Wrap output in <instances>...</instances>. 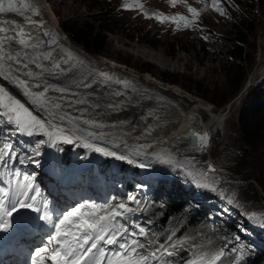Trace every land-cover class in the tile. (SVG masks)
Returning <instances> with one entry per match:
<instances>
[{
    "label": "rangeland",
    "instance_id": "374dc122",
    "mask_svg": "<svg viewBox=\"0 0 264 264\" xmlns=\"http://www.w3.org/2000/svg\"><path fill=\"white\" fill-rule=\"evenodd\" d=\"M21 1L29 7L25 10V14L29 11L24 16L26 18H22L20 22H14L16 20L15 12L5 11L7 12L6 14L5 12H0V14H5L8 17V21L14 22L11 25L0 23V28L6 27L9 29L7 32L0 31V36L11 37L13 35L19 41L21 38L17 37L16 32H12V28L22 29V24L26 22V24H29L28 21L31 18L32 22L33 20L34 22L39 20L42 25L45 22L46 26L54 29L50 36L55 43H49L51 48L48 53H51L59 61L63 55L68 56L70 52L72 60L69 61V64H66L67 66L63 65L62 68H71L72 74L79 75L81 71L79 69V71H76L74 70L75 68H72V64L79 63V65L84 67L81 79L88 83H92L95 80L97 84L93 83V86L88 89L78 88L72 82L75 78L68 76L69 73L57 76L51 75L49 72H45L43 77L34 78V82L27 81L28 87H31L33 93L43 92V88L50 83L51 85L59 84V86L70 87L76 95L68 98L73 101L84 99L87 104L77 105L73 103L71 107H68L65 103L62 109L56 110V113L66 117V119L65 121L55 119L54 124L57 127L54 130L46 129L45 131H40L37 129V134L28 136L27 139L23 135L19 136V139L13 143V147L20 154V159L27 162V165H25V162L22 164L15 160H9L6 164L1 165L6 167L7 170L14 167L16 174L20 173L23 177L30 176L32 182L34 181L37 186H41L43 192L47 190L55 195L62 193L59 202L62 204L68 203L67 207H75L74 204L80 197H89L99 201V203L95 205V209L89 207L87 212L96 211L98 215H105L104 210H110L121 203L128 204L135 211L127 214H130L127 223L133 226V231H136L134 225L137 224L146 228L147 237H142L144 243L149 240L156 242L145 249L146 252L154 248L156 244H167L169 239L174 244L186 241L182 244V247L176 249L177 255L172 257L176 258V264L177 262L187 264L189 260L204 253H217L220 249L225 248L226 245L227 256L223 263L218 261L217 264H233L234 262L238 264V262H244L248 255L252 258L261 249L257 241L254 242V240L244 238L240 243V240H236L235 237L239 235L238 228L240 230L243 228L250 230L252 226L254 231H250L260 238L261 243H264V227H261L255 220L248 219V214L250 213H256L258 217H264V184L260 182L264 181V166L262 162L253 158L245 150L238 127V110L241 98L255 84H260L264 81V74L258 77L256 83L246 87L247 89L243 96L234 105L233 110L229 114L227 113L228 117L222 123L215 124L212 122V118H209L206 112L207 117L205 116V118L212 131L210 130L208 147L201 153H196L194 148L192 150L188 146L189 144L187 146L185 144V148L170 146L163 153H159L165 157L170 153L174 157V163L183 165V169L179 171L157 163L154 156L145 155V153H158L155 149H157V145L160 148V140L162 138L155 131H152V135H147L150 133L148 130L150 124L148 122L151 121V118L140 117L144 113H139L140 109L133 103L141 104L142 108L144 99L139 94V91L143 87L137 81L142 79L149 83L151 90L156 86L161 90L159 92L154 91V100L156 105L165 110V113H167L168 107L164 108V100L175 108L168 112L170 120L178 118L183 112L188 113V110L195 105L223 109L227 102L235 100L238 92L248 82L249 76L256 68L264 65V0H231V5L222 0L221 6L227 12V16H221L213 10L211 7L212 0H201L202 2L188 0L194 6L204 4L203 8H196L198 12H201H199L197 17H194L196 22L194 21L195 26L192 27H184L183 21L169 22L165 20L160 22L155 18V16L167 17L164 10L170 16L177 14L176 11L182 15L180 11H186V8L182 6V0L176 2L177 6L171 0H96L98 7L90 6L89 3L92 0H17L15 2L9 1V3L2 1L0 3L7 8L9 5L13 6ZM126 3L133 5L139 3L143 5V8L132 7L125 9L122 6ZM205 4L209 5L207 9H205ZM39 5L43 7L44 13L46 12L45 15L48 20L43 21L41 17L39 19L31 11L32 8ZM239 15L240 17L243 15L245 17L239 20ZM68 16L77 17L80 21L91 20L94 28L98 26V23H103L106 26V30L103 32L106 36L105 52L103 54H90L91 52L88 53L89 51L84 50L80 44L69 39L60 27V21L65 20ZM187 20L191 21L188 17ZM0 22L3 21L0 19ZM177 23L180 25L179 28ZM46 26H43L44 29ZM201 28L210 31L211 35L208 39L202 38L199 30ZM141 30L144 32L141 33ZM22 33L24 32L22 31ZM238 35L246 37V40L243 43L238 41ZM57 38H61L60 42ZM68 44H71V47L67 48L65 46H69ZM237 44H242L243 53L241 58H239L237 53ZM6 45H4L3 50L5 51L4 53L8 54H6L7 56H17L19 60L27 64L28 67L22 69L25 73L28 71L33 73L41 71V69L36 67L35 63L31 62L33 59L37 63L51 69L52 65L49 64V60L38 59L43 54H46L42 52L43 48H40L42 46L35 49L27 48L29 52L28 58L24 59L21 56L22 53H25L24 51L22 53L18 52V54L11 43ZM52 47L56 48L53 50ZM121 59H126L128 62L126 63ZM85 60H88V63ZM6 61L9 62L10 60L6 59ZM14 62L12 61L13 67H15L14 64L16 63ZM2 64L6 65V63ZM1 67L0 73L9 76L6 70ZM147 67L150 69H147ZM240 68H244L247 75L242 87L237 90L233 80L238 77ZM101 72L113 77V81L107 83L108 86L99 82L102 78L98 74ZM19 78L26 81L24 78ZM169 78H175L176 80L173 82ZM114 79L125 83H115ZM35 84H41L39 88L42 89L32 87ZM0 87H3L15 99L20 100L33 115L47 121V113L38 109L29 98H26L22 89L15 87V83L10 79H6L5 75H0ZM167 90L175 94L172 95L175 99H186L187 103L184 105L186 107L184 108L182 104L176 103L171 97L166 96L165 98V94L162 91ZM116 92L121 93V95H114ZM60 96L61 94L56 91H49L45 95L46 98L44 97L43 99L50 103H56L61 102L59 101ZM93 104H100V107H90ZM109 104L118 105V107L112 109L108 107ZM125 105H129L133 113L138 112V117L123 115L121 107ZM158 106H155L154 110L160 114ZM79 109H86V111L81 113ZM147 110H145V113ZM51 111L53 110L49 109V112ZM151 112L154 111L151 110ZM78 116H82L83 119L94 120L105 127L89 126L84 124L82 120L73 119ZM116 116L127 118L122 121L127 122V127L134 130V134L130 135L124 128L119 129V126L112 128L103 124L112 118L115 123L121 124L120 122L122 121H115ZM131 118L135 119L136 125H132L129 122ZM182 119L180 121L175 120V122L180 125ZM165 122L168 121L162 119L161 116H155L152 121V123L156 124L157 129L170 124ZM146 124L149 125L146 126ZM220 126L221 128L219 129L218 127ZM215 127L219 130H215ZM72 128H79L80 131L73 134L69 131ZM61 129H63V135L72 136L76 142L72 144L63 143L60 136L54 134L50 139L49 135L46 134L47 131L59 133ZM89 133H94V135L89 136ZM96 136H100L101 139H96ZM112 139L117 141L109 142ZM41 141H44V143H41ZM9 142L11 143V141ZM86 143L109 148L118 154L122 153L126 157L133 159L134 163H128L127 159L117 160L105 157L90 148L84 147ZM116 145L120 146L116 147ZM135 145L142 147L138 148L139 151L137 152L140 153L139 155H137L133 147ZM30 157L38 159L40 165L29 163ZM190 158H194L195 167L184 163ZM55 159H57V163L62 168L54 165ZM140 162L150 165L148 167L149 171L155 170V172H158V175L153 178L157 179L162 174L171 180H175L173 176H177L181 184L179 191L184 197L187 196L189 190L195 192V195H189L188 198H184L185 202L183 204L189 205L186 209L188 211L187 214L190 213L189 211L193 213L195 209L199 212V206H205L211 211L209 216L211 219L206 217L202 220L200 219L198 224L191 225L182 220L184 215L173 214L164 219L163 227L158 228L155 224H152L149 218L152 217L153 204H161V201L157 200L150 206L144 203L146 196L149 195L146 189L142 195L130 193V195L125 196L123 193L125 187L123 184L126 180L133 181L135 187L142 179L148 183L145 178L148 175H145L144 172L140 174V168L136 166ZM96 163L106 167L102 169L104 171L103 174L112 177L115 184L106 185L103 183L101 175L95 169L92 175L96 181H86L83 184H75L69 181V176H71L73 170L72 164L74 168H77L79 165L87 166ZM208 165H212L215 171L208 173L206 179L201 175H197L205 172ZM133 169L134 171H132ZM83 170L85 171V169L80 171ZM130 171L138 175L137 179L132 178ZM186 171L193 172V176L189 177L186 175ZM195 180H199L201 183L214 184L216 191L197 188L193 183ZM148 185H151V182ZM111 194L115 196L114 204L110 208H105L107 196ZM96 195H98V199H95ZM130 196H135L139 203L129 200ZM66 198L67 202H65ZM229 199H231V203L228 202ZM214 201H219L218 207L217 205H211ZM57 203L56 200L55 204ZM225 209L227 211H224ZM229 212L235 220L234 224H230L231 217L228 214ZM144 216L146 218H143ZM124 219L121 218L119 221L123 222ZM181 225L184 226L181 228ZM216 228L220 231L219 242L218 237L211 236ZM64 230L67 231V229ZM159 240H162V242ZM193 245L195 248H193ZM242 246L243 255L237 261L236 256L239 253L233 252L232 248L240 249ZM109 257L116 259L111 257V255ZM262 257L263 259L260 262L264 264V253Z\"/></svg>",
    "mask_w": 264,
    "mask_h": 264
},
{
    "label": "snow or ice",
    "instance_id": "6c2138e0",
    "mask_svg": "<svg viewBox=\"0 0 264 264\" xmlns=\"http://www.w3.org/2000/svg\"><path fill=\"white\" fill-rule=\"evenodd\" d=\"M171 2L174 4L177 0H171ZM223 2L231 5V0H223ZM221 4L222 0H212L211 7L221 16H227V12ZM24 7L28 6L25 5ZM122 7L125 9H130L132 7L142 9L143 5L139 3L134 5L126 3ZM207 7H209V5L205 4V9H207ZM5 11L17 12L19 9L12 5L5 8L2 3H0V12ZM31 11L34 14L37 13V9L35 8H32ZM188 11L192 13L193 17H197L199 15V12L195 8L189 7ZM153 15L155 16V14ZM155 18L160 22H164L165 20L169 22L183 21L184 27L195 26L194 21H189L182 15L173 17L155 16ZM0 23L11 25L14 22L3 21ZM37 26L40 27V24ZM179 26V23H177L178 28ZM11 30L15 31L17 36L21 35L23 31L22 29L17 30L16 28H12ZM199 30L202 34V38L205 40L211 35L210 31L203 28ZM0 31L7 32L9 29L0 28ZM42 35L47 36L49 33L43 32ZM14 38L15 37L7 36L0 38V60L7 59L15 61L17 64H20L21 68H27V64H21L17 56H7L3 51L6 41ZM19 43L25 47H31L33 49L37 47V45H28L26 39H20ZM44 43L46 44L48 42L44 41ZM52 43L54 44L55 41L53 40ZM50 56L51 53H46L38 59L48 60ZM70 60H72V54L69 52L67 59L61 58V60L52 64L51 69H48L43 64L37 63L36 60L33 59L31 62L35 63L36 67L41 69V71L37 73L28 71L22 74L27 75L30 78L43 77L45 72H49L51 75L57 76L66 75L72 69L62 68L61 65L68 64ZM72 68H75V65H72ZM0 75H5L6 79H12L13 83L22 89L24 95L29 97L31 102L36 105L38 109L47 113L48 116L47 121H45L38 118L36 115H33V113L25 107L23 103L11 96L3 87H0V109L3 110L0 111V117H6V121L4 122L14 126L18 133L33 136L37 134V129L40 131H45L46 129L54 130L57 127L54 124L55 119H59L61 121L66 119V117L58 115L56 110L62 109L65 103L68 107H71L73 103L77 105L87 104V101L84 99H76L75 101L69 99L68 97L76 95L72 92L70 87L49 84L44 87L43 92L33 93L28 91V83L26 81L9 77L4 73H0ZM98 75L102 78L99 82L105 86L108 82L113 81V77L107 73L101 72ZM96 82L97 81L95 80H93L92 83L81 81L79 84H76V87L88 89ZM115 83L119 84L125 82L115 80ZM32 87L39 88L41 87V84H35L32 85ZM49 91H56L60 93L61 96L59 97V101L61 102L50 103L47 100H44L43 98ZM114 95H121V93L116 92ZM90 107L98 108L100 105L93 104L90 105ZM108 107L114 109L118 107V105L109 104ZM49 108L53 111L49 112ZM79 111L82 113L86 111V109H79ZM73 119L82 120L84 124L89 126L105 127L94 120L83 119L82 116H78ZM69 131L75 134L76 132H79L80 129L72 128ZM62 133L63 129H61L59 133L47 131L46 134L49 135L50 139L54 134L60 136L63 143L72 144L76 142L72 136L63 135ZM88 135L93 136L94 133H89ZM191 136L193 137L192 147L196 151H203L208 147L210 137L207 132L203 134L192 132ZM77 139H79V137H77ZM96 139H101V137L96 136ZM41 143H44V141H41ZM119 146L120 145H116V147ZM84 147L90 148L105 157H111L117 160L127 159L128 163H134L133 159L126 157L122 153L118 154L116 151L106 147L97 146L92 143H86ZM139 154L140 153L137 152V155ZM37 155H39V153H37ZM145 155L154 156L158 163L166 165L169 168H174V170L179 171L183 169L182 164L174 163V157H172L170 153L167 157L162 156L159 153H145ZM9 160L19 161L22 164L25 162L20 159V154L16 152L12 143L4 142L0 145V164H6ZM28 162L40 165V161L35 158L30 157ZM184 163L193 167L196 166L194 158L187 159ZM136 166L140 168L150 167V165H146L142 162L137 163ZM214 171L215 169L213 166L208 165L205 172L198 173L197 175H201L206 179L208 173ZM185 174L189 177L193 176V172L186 171ZM9 183H12V181H9ZM193 183L197 188L216 191L214 184L201 183L199 180H195ZM15 184L17 187L12 189L0 187V232L13 229L14 217L21 210L39 212V219L45 223L52 224L55 230V235L50 234L48 236V241L49 243L55 242L56 247L50 249L47 244L42 247H37L34 250L31 264H48V262H50V264H160V261L163 260L165 256L173 257L177 255L176 249L178 247H182V244L186 242L182 241L174 244L171 239H169L167 244H156L154 248H151V250L146 252L145 249L149 248L150 245L155 244V241L149 240L146 243H142L138 239H124V237L128 235H131L132 237H147V230L143 225H134L136 231H132L131 228L133 226H130L127 223H118V220L126 218L128 213L135 211L125 203L112 207L110 210H104L105 215H98L96 211H83L85 208L91 207L95 209L96 207L95 205H89L85 202L79 207H72L70 210L64 211L55 221H53L50 212L47 210L49 202L46 199H41L43 191L41 187L32 182L30 176H25L23 182L16 181ZM138 187H144V185H139ZM129 200L134 203H139L135 196H130ZM228 202L231 203V199H229ZM224 211H227V209ZM248 219L255 220L261 227H264V217H258L256 213H250L248 214ZM63 229H67V231H64ZM235 239L239 240V237L236 236ZM104 245H116L121 250L111 253V257H115L116 259H112L107 255V250ZM193 248H195L194 245ZM242 248L243 246L240 249L235 247L232 248L233 252L239 253V255L236 256L237 261L242 258ZM226 250L227 245L225 248L220 249L217 253H204L198 255L194 259L189 260L187 264H217ZM164 264H170V262L164 261Z\"/></svg>",
    "mask_w": 264,
    "mask_h": 264
},
{
    "label": "trees",
    "instance_id": "16d2710c",
    "mask_svg": "<svg viewBox=\"0 0 264 264\" xmlns=\"http://www.w3.org/2000/svg\"><path fill=\"white\" fill-rule=\"evenodd\" d=\"M89 4L90 6L98 7L96 0H92ZM244 17V15L241 17L239 15L238 19L241 20ZM60 27L66 33L70 40L80 44L84 50L86 49L87 52L89 51L88 53L91 52L90 54H103L105 52L104 47L106 45V36L103 32L106 30V26L103 23H98V26L94 28L91 20L80 21L77 17L68 16L65 20L60 21ZM143 32L144 31L141 30V33ZM237 40L243 43V41L246 40V37L238 35ZM241 45L242 44H237V53L239 55V58H241V55L243 53ZM121 60L126 63L128 62V60L126 59ZM147 69L150 68L147 67ZM246 75L247 73L245 69L240 68L238 77H235L233 80V84L237 90L242 87V83L246 79ZM169 80L175 82L176 79L169 78ZM238 127L241 139L244 142L246 152L253 158L262 162L264 166V81H262L260 84H255L241 98L238 110ZM63 153L65 154L64 151ZM104 168L106 167L99 164V170L102 180H104L107 185H110L115 181L112 178L103 175L104 171L102 169ZM173 177L175 178V180L172 181V185L174 186V188L169 189L168 187H165L164 184L159 183L155 186L148 198H146L145 203L148 206L152 205L157 200L161 201V204H153V213H151L152 217L149 218L150 222H152V224H155L158 228L163 227V223L165 222L164 219L173 214H179L181 216L184 215L182 220L186 221V223H190L191 225L198 224L200 219L202 220L206 217L207 219H211L209 218L211 211H209L205 206H199V212L197 209H195L193 213L189 211L190 213L187 214L188 211L186 209L189 205L183 204L185 202L183 199L184 195L180 193L178 189V187H181L180 179L177 176ZM17 179L21 182H23L24 180L22 175H20V177H17ZM260 182L264 184V181ZM128 183L131 185L130 181H128ZM126 185L127 184L125 182V186ZM123 192H125V189H123ZM114 201L115 197L111 194L109 200L106 202L108 206L107 208H110L114 204ZM219 204V201H214L211 203V205ZM228 214L231 217L230 224H234L235 220L233 216L230 212ZM129 218L130 214L126 216L123 222H119L126 223ZM143 218L146 217L144 216ZM184 225H181V228ZM219 233V229L216 228L211 234L212 237H218V242L220 241ZM124 238L130 240L132 238L135 239L136 237L128 235ZM138 240L144 243L142 237H138ZM159 241L162 242V240ZM229 251L232 252L230 249ZM214 253L212 252V254ZM262 254V251L257 252L252 258H250V255H248L246 256V260L244 262H238V264H262L260 262V260L263 259ZM226 256L227 253L225 251L224 255L219 260V263H223ZM164 261H169L170 264H176V258L165 256L164 259L160 261V264H164ZM181 263L183 262H177V264ZM233 264H235V262Z\"/></svg>",
    "mask_w": 264,
    "mask_h": 264
},
{
    "label": "bare ground",
    "instance_id": "6f19581e",
    "mask_svg": "<svg viewBox=\"0 0 264 264\" xmlns=\"http://www.w3.org/2000/svg\"><path fill=\"white\" fill-rule=\"evenodd\" d=\"M2 1H7L8 3H9V1H12V2H15V1H17V0H0V2H2ZM27 1V0H26ZM177 1H181V0H177ZM196 1H200V2H202L201 0H196ZM22 3V4H21ZM15 4V3H14ZM32 4V3H31ZM6 5V4H5ZM174 5L175 6H177V4L176 3H174ZM13 6H15L16 8H18L19 9V11H17V12H15L16 13V20H14V22H17V21H19L20 22V20H22V18H26V17H24L26 14H28V12L25 14V10L27 9V7H24L25 6V4L23 3V1H21V2H19V3H16L15 5H13ZM31 6V5H30ZM182 6H184L185 8H186V11L184 12V11H180V13L183 15H186L191 21H195L196 22V20L194 19V17H193V15H192V13H190L189 11H188V8L189 7H192V8H197V7H202L203 8V6H204V4L203 5H201V6H194L193 5V3H190V2H188V0H182ZM34 7V6H33ZM36 7V6H35ZM34 7V8H35ZM8 8V7H7ZM29 8V7H28ZM43 7H41L40 5L39 6H37L35 9H37V13H35V16L36 17H38L39 19H40V17L41 18H43V21H46V20H48V18H47V16L45 15V13H44V9H42ZM24 9V10H23ZM203 11V10H202ZM9 12H13V11H9ZM177 12V14H174V15H172V17L173 16H177V15H180L179 13H178V11H176ZM199 12H201V11H199ZM7 12H5V14H6ZM5 14H0V19L2 20V21H8L7 20V18L8 17H6V15ZM5 15V16H4ZM47 18V19H46ZM29 21H31V22H29ZM28 22H29V24H27L26 25V27L25 26H22V29H23V32H24V30H25V34L24 35H26L27 37H23V33L21 34V35H19V36H17V37H20L21 39H26L27 40V44L28 45H38L36 48H39L40 46H42V47H40V48H43L42 49V52H45V53H48V51L50 50V48H51V44H49L50 42H52V37L50 36V33H52L53 32V30L54 29H51L50 28V26H46L45 25V22H43V25L42 24H40L41 23V21H39L38 20V22H34V20H33V22H32V18L29 20ZM18 22V23H19ZM27 23V22H26ZM14 24V23H13ZM38 24H40V27H38L37 25ZM49 24H50V22H49ZM48 24V25H49ZM8 25V24H7ZM51 25V24H50ZM43 26H46V28L44 29V27ZM9 27V26H8ZM6 28V27H5ZM10 28V27H9ZM51 31V32H50ZM13 32V31H12ZM15 32V31H14ZM13 32V33H14ZM43 32H47V33H49V35H47V36H43L42 35V33ZM1 33V32H0ZM10 33V32H9ZM1 35H3V34H1ZM9 36V35H8ZM54 36V35H53ZM11 37H14L13 35L11 36ZM0 38H2L1 36H0ZM57 39H59V42H60V39L61 38H57ZM44 41H47L48 43H44ZM8 43H11L12 44V46H13V49H15V50H17V53L18 52H21L22 53V51H24L25 53H22L21 54V56L24 58V59H27L28 58V50H27V48L28 49H33V48H31V47H25L24 45H21L20 43H19V41L17 40V38H14V39H10V40H7L6 41V44H8ZM61 43H62V41H61ZM5 44V45H6ZM53 44V43H52ZM62 45H64V44H62ZM69 45V44H68ZM71 45V44H70ZM67 46V45H65L67 48L68 47H71V46ZM7 46V45H6ZM11 46V47H12ZM53 46V45H52ZM53 48V50L56 48V47H52ZM4 51V50H3ZM36 51V50H35ZM5 52V51H4ZM54 53V52H53ZM5 54H7V53H5ZM19 54V53H18ZM25 54H27V55H25ZM8 55V54H7ZM54 56H55V54H53ZM32 56V55H31ZM40 58V57H39ZM61 58H65V59H67V56L65 55H63V57H61ZM32 59V58H31ZM49 60V64L50 65H52L55 61H57L52 55L50 56V58L48 59ZM74 60V59H73ZM43 61V60H42ZM46 61V60H45ZM87 63H88V60H85ZM1 63H6V65L4 64H2L1 65ZM15 63V62H14ZM20 63L21 64H26L25 62L23 63L21 60H20ZM69 64V63H68ZM84 64V63H83ZM103 64V63H102ZM0 65L6 70V72L8 73V75H9V77H12V78H18V79H20L19 77H21V78H24L25 80H26V82L28 81V82H34V80L36 79H34V78H30V77H28L27 75H24V74H22V73H25L22 69L23 68H21L20 67V64H17V63H15L14 64V66L16 67H13V65H12V61H6V59H3V60H0ZM32 65V64H31ZM46 65H47V63H46ZM63 65H66V64H62L61 65V67L63 66ZM72 65H75V69L74 70H76V71H81V73H82V71L84 70V67H82V65H79V63H74V64H72ZM0 66V67H1ZM49 66V65H48ZM67 66V65H66ZM1 67V68H2ZM28 67V66H27ZM34 67V66H33ZM108 67H110V66H108ZM126 67V66H125ZM104 68V67H103ZM25 69V68H24ZM79 69V70H78ZM31 70V69H30ZM33 70H35L34 68H33ZM106 70V69H105ZM1 71V70H0ZM32 72V71H31ZM72 71H70V72H68L69 73V75L68 76H70L71 78H75L74 80H72V82L76 85V84H79L81 81H84V79H81V77H82V75L83 74H79V75H77V74H72L71 73ZM47 74V73H46ZM50 74V73H49ZM264 74V65H262V66H260L259 68H256L255 69V71L249 76V78H248V82L246 83V84H248L247 86H250V85H252V84H254L255 83V81H257V79H258V77L261 75H263ZM47 78H48V76H46ZM86 77V76H85ZM50 78V77H49ZM44 79V78H43ZM51 79H53V78H51ZM86 79V78H85ZM87 79H89V78H87ZM11 81H12V79H10ZM57 80H58V78H57ZM115 80V79H114ZM55 81V80H54ZM138 81V83L140 82V84L142 85V87L143 88H141L142 90L141 91H139V94L143 97V101H142V103H143V105H142V108H141V104H139V103H136V102H134L133 104L134 105H136L137 106V108L138 109H140L139 110V113H144L143 115H141L140 117H143V118H146V119H149V118H151V121L150 122H148L149 124H146V126H148L149 125V131H150V133L149 134H147V135H152L153 133H152V131H155V132H157L158 134H160V137L162 138L161 140H160V148H159V146L157 145L156 147H157V149H155V151L156 152H158V153H163V151H165L167 148H169L170 146L172 147V146H174V147H184L185 148V144H186V146L189 144L188 143V137L185 135V126L187 125V124H196L197 125V127H196V130H195V133H200V134H203V133H205V132H207L209 135L211 134V131H212V128L210 129V127H209V123L206 121V118H205V116H206V112H207V114L209 115V118H212V122H214L215 124H218V123H222L223 121H225L226 119H227V117H228V114L230 113V111H232L233 110V107H234V105L235 104H237V102L240 100V98L243 96V93L241 94V96L240 97H237V98H235V100H232L231 102H227V104H226V106L222 109V108H215V109H213V107L212 106H210L209 108H206V107H208V106H199V105H195V106H192V109H189L188 110V113H182L180 116H178V118H176V119H174V120H170L169 118H168V112L169 111H171L174 107L171 105V104H169L168 103V101L167 102H165V100H164V108L165 107H168V109H167V113H165V110H162V108L161 107H159L158 105H156V101L154 100V91H156V92H159V91H161V90H159L158 88H157V86L156 87H154L152 90L150 89V87H149V83L148 82H145V80L143 81V79L142 80H137ZM13 82V81H12ZM85 82V81H84ZM135 82V81H134ZM71 83V82H70ZM131 83V82H130ZM51 84V83H50ZM97 84V83H96ZM110 84V83H109ZM133 84V83H132ZM139 84V85H140ZM49 85V84H48ZM57 85H59V84H57ZM95 86V85H94ZM108 86V85H107ZM15 87H17L16 86V84H15ZM63 87V86H62ZM98 87V86H97ZM113 87V86H112ZM17 88H19V87H17ZM78 88H81V87H78ZM99 88V87H98ZM39 89H42V88H39ZM44 89V88H43ZM28 91H30V92H32V89H31V87H28ZM165 95V98H166V96L167 97H171L172 98V100L173 101H175L176 103H178V104H182L183 106L184 105H186V103H187V100L185 99V100H182V98H181V100H179L178 98H174V96H172V95H175L174 93H172L171 91H169V90H167V91H162ZM48 93V92H47ZM46 93V94H47ZM55 94V93H54ZM97 95V94H96ZM47 97V96H46ZM45 97V98H46ZM77 97V96H76ZM140 97V96H139ZM26 98H29V97H27L26 96ZM164 98V99H165ZM239 98V99H238ZM135 99H136V97H135ZM147 100V101H146ZM171 100V101H172ZM94 101H96V100H94ZM96 103V102H95ZM99 103V102H98ZM178 104H176L177 106H179ZM100 105V104H99ZM160 105V104H159ZM155 106H158L157 108L159 109V111H160V114H158V112H155V110H154V108H156ZM176 107V106H175ZM186 106H184V108H185ZM236 107H237V105H236ZM50 110H51V108H49ZM113 109V108H112ZM146 109H148L147 111H146V113H145V110ZM175 109V108H174ZM121 110H123V115H129V116H134V117H138V112H136V113H133L132 111H131V108H130V106L129 105H125V106H123V107H121ZM151 110H153L154 112H151ZM173 113H174V111H173ZM228 113V114H227ZM170 115V114H169ZM178 115V114H177ZM155 116H161L162 117V119H164L165 121H168V122H165V123H170L168 126L166 125L165 127H163V128H158L157 129V126H156V124H154V123H152V121H153V119H154V117ZM174 116V115H173ZM117 117V118H116ZM115 118V121H122V120H124V119H127V118H122V116H116ZM204 117V118H203ZM207 117V116H206ZM183 118V119H182ZM113 119V118H112ZM112 119H110V120H108V121H106V122H104L103 124H105V125H109V126H111L112 128H114L115 126H119V129H122V128H124V130L125 131H127V132H129L130 133V135L131 134H134V130H132V129H129L128 127H127V122H125V121H122V122H120L121 124H119V123H115ZM139 119V118H138ZM180 119H182V122H180V125L179 124H177L176 122H175V120H179L180 121ZM65 121V120H64ZM138 121V120H137ZM129 122L130 123H132V125H136V122H135V119L134 118H131L130 120H129ZM175 122V123H174ZM209 122H210V120H209ZM161 123H163V122H161ZM160 123V124H161ZM179 123V122H178ZM207 125H206V124ZM137 127V126H136ZM145 128V127H144ZM219 129L221 128V126L220 127H218ZM217 127H215V130H219ZM115 130H117L116 128H115ZM211 130V131H210ZM114 141H117V140H111V141H109V142H114ZM135 143V142H134ZM115 144V143H114ZM188 146H190V148L192 149V150H194L193 149V147H192V145H188ZM134 148H135V151L137 152V151H139L138 150V148H142L140 145H135V146H133ZM123 150V149H122ZM154 151V152H155ZM122 152V151H121ZM123 153H124V151H123ZM196 153H201V151H196ZM156 162V161H155ZM27 162H25V165H27L26 164ZM158 163V162H157ZM157 165V164H156ZM162 165V164H161ZM45 170V169H44ZM156 170H158L157 168H156ZM151 171V170H150ZM152 172V171H151ZM44 180H46V178H44ZM67 199V198H66ZM65 199V200H66ZM67 202V201H66ZM69 205V204H68ZM253 235H254V233H252ZM235 244V243H234ZM234 246V245H233ZM260 246V245H259ZM261 247V246H260Z\"/></svg>",
    "mask_w": 264,
    "mask_h": 264
},
{
    "label": "water",
    "instance_id": "95a60500",
    "mask_svg": "<svg viewBox=\"0 0 264 264\" xmlns=\"http://www.w3.org/2000/svg\"><path fill=\"white\" fill-rule=\"evenodd\" d=\"M257 81H258V80H257ZM257 81H255V83H256ZM247 85H248V84H245V85L242 87V89L238 92L236 98H237V97H240L241 94H242L243 92L246 91V89H247V88H246ZM238 99H239V98H238ZM196 127H197L196 124H187V125L185 126V135L188 137V143H189L190 145H192V142H193V137L191 136V133H192V132H195Z\"/></svg>",
    "mask_w": 264,
    "mask_h": 264
}]
</instances>
